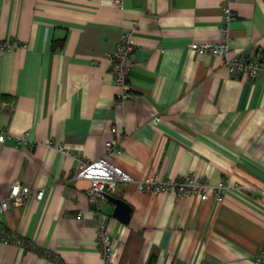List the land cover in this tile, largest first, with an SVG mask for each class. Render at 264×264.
I'll list each match as a JSON object with an SVG mask.
<instances>
[{"label":"crops","instance_id":"crops-1","mask_svg":"<svg viewBox=\"0 0 264 264\" xmlns=\"http://www.w3.org/2000/svg\"><path fill=\"white\" fill-rule=\"evenodd\" d=\"M0 0V198L19 182L41 200L0 213L27 246L0 242V264H101L97 228L110 233L108 264H256L264 244V74L231 77L219 56L189 48L215 41L222 0ZM230 47L264 64V0H232ZM133 43L119 102L104 54L122 35ZM158 116L157 124L152 119ZM136 180L195 173L229 188L209 196L140 192L115 182L127 223L107 198L74 178L103 154ZM18 136H26L20 144ZM51 142L52 145H48ZM60 145L70 154L58 151ZM237 184V188H232Z\"/></svg>","mask_w":264,"mask_h":264},{"label":"built area","instance_id":"built-area-1","mask_svg":"<svg viewBox=\"0 0 264 264\" xmlns=\"http://www.w3.org/2000/svg\"><path fill=\"white\" fill-rule=\"evenodd\" d=\"M120 5V0H115ZM232 0H222L221 18L222 23L219 26V37L215 41L193 42L189 44V48L198 52H209L219 56L222 63L227 67L231 77H248L254 78L259 73L264 74V64H261L254 58L234 52L230 47V22L235 17V10L231 5ZM26 45L18 40H2L0 39V53L8 52L13 48ZM133 51V43L129 34L121 36L113 49L104 54V59L109 64V68L114 76L115 82L120 89L117 95L119 102L130 97L128 93L126 77L129 71L130 59ZM160 121L158 116L152 119L154 124ZM110 132L117 135L115 141L107 140L104 143L103 154L92 161H80L78 168L74 173V178H83L89 181L87 194L90 198H104V193L112 194L114 183L121 182L123 184L133 182L138 191H151L154 193L174 192L178 197L196 196L201 201L206 200L209 196L215 200H221L223 193L229 188L224 181L217 185H211L203 178L195 173H188L180 178L160 179L156 175L147 176L144 179L136 180L126 172L120 170L111 161L110 158L122 153L123 147L121 140L123 134L119 133L116 126L110 127ZM9 137V133L0 126V142H4ZM17 141L22 144L26 142V136H18ZM48 145H52L48 142ZM55 148L63 154L69 155L70 152L60 145ZM232 188H237L234 184ZM44 191L42 188L33 190L30 186L15 182L11 184L8 192L0 198V213L9 208H17L22 206L30 197L41 200ZM0 242L15 243L21 247L27 244L19 238L15 233L8 230L0 220ZM97 247L101 258V264H108L113 257L111 247L110 233L106 226L100 224L97 228ZM256 264H264V244L259 249L255 257Z\"/></svg>","mask_w":264,"mask_h":264},{"label":"water","instance_id":"water-1","mask_svg":"<svg viewBox=\"0 0 264 264\" xmlns=\"http://www.w3.org/2000/svg\"><path fill=\"white\" fill-rule=\"evenodd\" d=\"M135 6L140 5V0H133ZM104 197L114 204L112 215L122 223H127L130 217L131 208L124 200L111 194L104 193Z\"/></svg>","mask_w":264,"mask_h":264}]
</instances>
